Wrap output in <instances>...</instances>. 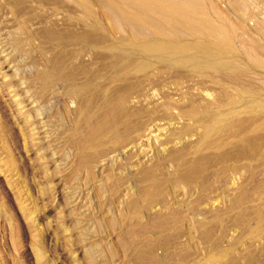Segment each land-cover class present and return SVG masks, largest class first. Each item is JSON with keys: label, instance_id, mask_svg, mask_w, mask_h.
<instances>
[{"label": "rangeland", "instance_id": "rangeland-1", "mask_svg": "<svg viewBox=\"0 0 264 264\" xmlns=\"http://www.w3.org/2000/svg\"><path fill=\"white\" fill-rule=\"evenodd\" d=\"M192 2L198 19L232 28L231 72L156 65L113 88L97 78L100 35L63 34L72 21L48 0H0V264H209L214 251L264 264V0ZM79 109L123 124L84 159Z\"/></svg>", "mask_w": 264, "mask_h": 264}, {"label": "bare ground", "instance_id": "bare-ground-1", "mask_svg": "<svg viewBox=\"0 0 264 264\" xmlns=\"http://www.w3.org/2000/svg\"><path fill=\"white\" fill-rule=\"evenodd\" d=\"M26 1H31V0H26ZM96 1L98 3V7L100 8V11H99L100 13H98V11L94 9L95 8L94 4L90 3L88 0H48V4L52 5L55 10L66 11L62 13L63 14L66 13V16L70 18L69 19L70 21H72L70 22L72 24H69L68 22L64 23L63 28L61 29L63 34H66V35L80 34V32H86V29L89 30L90 28L92 33L95 32L98 35H100L99 37L101 40L100 41L101 45L100 44L98 45L97 42H96L97 44L94 42L95 44L91 48H94L100 51V53L102 54V57H104V59H108V62L107 64H103L104 69L98 74L97 78L99 77L98 78L99 80L100 79L104 80V83L105 81H108V83L112 84L113 88L115 84H118V82H123L122 80L125 79L127 75H129V78L130 76H133V75L135 76L134 78H136V75L138 77L141 75L140 77H142V75L148 73L151 69H153L154 71L155 70L154 66L156 67V65L160 66V68L164 67L166 68V70L167 69H188L192 72H197L200 68L203 70L202 67H204V69L206 67L208 68V70L209 69L214 70V72L215 71L218 72L217 70L226 71L228 69H229L228 71L231 72L230 68L234 66L233 64L235 63V61L236 60L241 61L240 59L241 52L235 46L236 44L233 38L232 28H229L227 25H225L226 24L225 20L224 22L222 21L225 24L223 25L221 24L222 26L218 27V26L212 25L213 22L212 24L210 23V21H212L211 19L209 21V19L201 20L202 18L198 19V17H195L196 9L192 8L193 7L192 1L194 0H96ZM239 3L241 4V0H238V4ZM194 4L196 5V3ZM203 5L204 4L202 3L200 7L202 8ZM197 7L200 8L199 5ZM205 7L206 6L204 5V8ZM200 13H202V11ZM219 14H222V13L219 12ZM219 18H221V16ZM107 23H110L112 27L108 28L106 26ZM56 30H53L52 33L57 34ZM90 30L89 32H91ZM222 37L223 38L226 37V41L224 45L226 49L225 52L223 51V48H222L223 45H221L224 42V39ZM220 38H222L221 40L223 42H221ZM260 45L261 44H258V47H260L261 49L262 45L261 46ZM72 46H74L73 43H72ZM75 47L78 49L81 48L79 49L80 50L79 53L83 52L85 48L83 42H80L79 45L77 44ZM113 51H117L115 53H117V56L119 58L117 59L115 58V60L114 59L112 60L111 55L113 54ZM246 51H245V55L246 53L247 55H249L250 53L248 54V52ZM262 51L264 50L262 49ZM252 52L254 53V51H252L251 49V54H252L251 59L253 58ZM258 52L260 51H256L255 53L257 54ZM227 54H232V57L231 58L225 57ZM69 55L70 54H68V52H65V53H62L58 57L59 59L58 61L62 62V65L60 66L59 70H57L59 71V74L62 72L61 70H63L64 65L66 64L65 59L68 60L67 58ZM100 55L97 56V58L99 57V60H100ZM114 55L115 54H113V56ZM255 57L256 58H253L254 64L256 66L258 65L260 66V63H261V61L259 60L260 56H255ZM249 58L250 57L248 56V59ZM109 60H112V61L109 62ZM250 63H252V61H250ZM254 69H255V66H254ZM153 71L151 70L150 73ZM162 71L164 72L165 69L162 68ZM169 72L170 70L168 71V73ZM199 72H201V70H199ZM77 75L79 74L70 75L69 78L71 80H74L77 77ZM126 81H128L129 83V80H125V82ZM120 86H122V84L119 85V87L118 86L117 87L121 88ZM117 87H116V91L118 89ZM48 88L49 87L46 84L45 87L42 88L43 90H41V92L42 91L48 92ZM121 89H123V87ZM106 90L104 91L105 93L107 92ZM110 90L111 89H109V91ZM120 94H122V92ZM96 96L93 97L95 100L98 99V97ZM123 96L124 95H122V97ZM94 102L96 103L98 101H94ZM116 105H115L114 110H116ZM97 106H98L97 109L100 112V105H97ZM121 110L122 108H120V111ZM79 111H80L79 112L80 116L83 115L81 114L82 112H85V110L82 111L81 109H79ZM111 111L114 116L113 110ZM37 113H40L39 110H37ZM38 116H40V118L42 116L43 120L45 119V121L43 122L41 121V123L44 124V126L50 125V124L48 125V123L51 122V119L48 118L47 114L44 115V112H43L41 114H38ZM83 117L84 118L82 119L80 118L81 119L80 122H82V120L84 119L85 125H86L85 128L87 130L88 136L83 137V138H80V137L76 138V144H80V151H81L80 156L82 159L85 158L86 153L98 152L100 147L104 146V145H100V141H101L100 138L104 137L103 139H105L106 138L105 136L115 135V132H116L115 129H117L118 125L121 126L120 125L121 120L115 121L114 125L112 123L113 126H110V127L106 126L107 120L109 118L108 112L105 113V115L103 116L104 118L102 117L103 120L100 117V113L98 116L91 114V115H83ZM117 117L118 118L120 117V113H118V115L114 118H117ZM100 119H101V123H100ZM80 122L77 123L76 127L80 126ZM221 123L223 124L222 121ZM121 124H122V121H121ZM218 124H220V122ZM54 125L55 124H53V126ZM223 127H224V124H223ZM80 128H79V131H80ZM75 131H76V128H75ZM217 132L219 131L217 130ZM214 133L216 136L215 131ZM85 134L86 133L84 132V135ZM120 137H118L117 141H114V142L110 141V142H113L112 144H119ZM209 138H211V136ZM210 140H212V138ZM201 141H202V138H201ZM115 146H117V148L114 149L113 151L116 153L120 152V154H122L119 148L120 145H114V147ZM107 160L108 159L105 158L101 162L103 161L107 162ZM101 167L102 165L100 163V168ZM131 205L133 207L132 215L136 216V218L137 216L141 217L142 214H139L140 208L137 207L135 202L133 204L131 203ZM258 229L260 228H257V230H254V232L257 231V233H259ZM253 236H256V235H253ZM257 236L259 237L260 234H258ZM90 258H91L90 260L94 261L93 255H90ZM227 258H226L225 253H222L220 251H214L213 253L208 254L206 262L209 264H225L228 262Z\"/></svg>", "mask_w": 264, "mask_h": 264}]
</instances>
